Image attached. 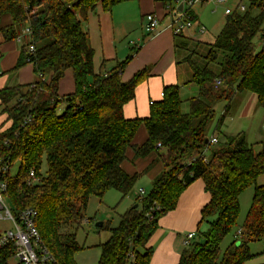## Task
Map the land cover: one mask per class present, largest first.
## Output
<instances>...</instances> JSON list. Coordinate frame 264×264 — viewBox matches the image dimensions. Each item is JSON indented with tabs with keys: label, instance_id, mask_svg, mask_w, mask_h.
<instances>
[{
	"label": "trees",
	"instance_id": "16d2710c",
	"mask_svg": "<svg viewBox=\"0 0 264 264\" xmlns=\"http://www.w3.org/2000/svg\"><path fill=\"white\" fill-rule=\"evenodd\" d=\"M126 1L0 0V22L4 15L12 18L11 25L0 27L5 40H16L25 27L31 28L14 70L33 63L35 76L30 84L0 88V115H5L0 129L7 126L0 130L4 196L15 216L27 208L38 211L36 227L51 255L45 264H79L75 255L83 247L77 233H63L61 227L84 220L91 196L103 198L115 189L125 198L141 175L158 166L150 192L137 196L120 224L99 227L111 236L99 245L98 264H150L154 249L149 241L160 218L177 207L181 194L197 179L203 180L210 201L201 210L195 238L177 264H247L256 256L249 244L264 241V142L255 152L240 132L224 136L222 145L212 149L206 128L216 117L214 104L227 101V111L236 92L255 93L264 107V0H243L244 12L226 15L209 44L207 65H199L194 52L181 59L192 70L188 83L199 90L198 96L187 99V111L180 85L173 84L164 87L161 100H150V113L143 118L124 114L138 85L149 77L144 68L130 81H122L138 47L112 67L105 59L97 66L84 27L98 7L109 13ZM176 3L170 0L168 14H174ZM192 8L186 12L194 21ZM177 36L176 47L186 48L189 40ZM212 62L219 71L209 66ZM68 69L73 71L75 90L60 95L59 83ZM223 121L221 115L212 134L218 137L216 145ZM142 125L147 139L138 145L134 140ZM130 150L134 159L155 156L144 173L124 169ZM44 158L47 171L42 174ZM252 186L254 196L239 228L242 233L222 250L224 239L238 226L240 195ZM15 252L13 243L0 247V264H12ZM257 255L264 256V248Z\"/></svg>",
	"mask_w": 264,
	"mask_h": 264
},
{
	"label": "crops",
	"instance_id": "0c3cea01",
	"mask_svg": "<svg viewBox=\"0 0 264 264\" xmlns=\"http://www.w3.org/2000/svg\"><path fill=\"white\" fill-rule=\"evenodd\" d=\"M169 4L170 0H128L117 5L112 12H105L110 16L114 41L117 44L114 46L113 52H106L103 45L101 50L102 55L95 58L96 65L99 66L105 59L108 60V65H110L108 67H112V64L109 63L116 62L120 55L127 52L128 48L122 45V43H124L126 37L131 33L135 36L132 42L135 44L130 49L132 50L133 47L137 46L138 51L124 69L122 81H130L138 71L144 68H147L149 71V77L136 88L135 98L124 107V114L127 118L147 117L150 113V100H161V93L165 86L179 85L180 83L182 76L180 71L181 60L178 59L177 38L172 27V17L175 15V12L174 14H168L170 11ZM149 13H154L160 18V27L153 35H147L143 28ZM192 13L195 17L193 24L190 27H186L181 34H177V37L182 36L189 41L207 43L208 45L213 43L215 39H205L204 34L207 32V29L202 25L199 15L193 8ZM94 14L100 21L102 15L99 9H96ZM11 24V16L4 15L1 19L0 27H8ZM89 24L90 17L88 21L84 22V27L88 32ZM99 27H101L100 22ZM138 27L140 30L137 31ZM18 43L15 39L10 41L5 40L0 31V88L7 85L8 80H10V74L13 73L18 74L21 72V77H19L20 84H30L34 81V76L33 80H30L31 76L29 73V67H34L33 63H28L21 69L14 70L22 48V45ZM118 46L123 47L119 50ZM74 90L73 71L68 69L60 80L59 94H70ZM4 119L5 115H0V123ZM146 139L147 131L145 126L142 125L134 142L140 145ZM133 154L134 152L130 150L129 161L124 164V169L131 174L134 172L144 173L155 159L153 155L146 158L134 159ZM152 170L150 171L152 173H145L150 177L151 182L152 177L158 173L160 167H154ZM209 201L210 194L206 191L202 179L195 180L185 189L180 196L177 207L160 218L159 227L149 241V246H152L154 249L150 264H177L179 262L182 251L186 247V236L189 232L197 231L202 217L201 210Z\"/></svg>",
	"mask_w": 264,
	"mask_h": 264
},
{
	"label": "rangeland",
	"instance_id": "374dc122",
	"mask_svg": "<svg viewBox=\"0 0 264 264\" xmlns=\"http://www.w3.org/2000/svg\"><path fill=\"white\" fill-rule=\"evenodd\" d=\"M235 0H229L228 5L233 6ZM102 17L100 21L98 17L92 13L90 16L89 29V41L92 48L95 50V58L101 56L102 46L104 45L106 52L114 51V46L117 44L114 41V33L112 29V24L110 22L109 14L103 12L100 7H98ZM193 9L199 15V19L204 27H206L207 32L204 34L205 39L213 40L219 34L225 23V7L221 4H216L215 2H207L205 4L194 5ZM99 22L101 27H99ZM87 27V24L85 23ZM140 28H137V31ZM20 35V34H19ZM18 35V36H19ZM135 36L130 33L124 40L122 45H125L128 49L123 55H120L118 60L125 58V55L132 54L130 47L134 46L132 43ZM119 40V38H117ZM17 40V39H16ZM29 41V36H25L23 42H19L22 46L26 45ZM178 41H184V38H178ZM257 42L259 40L257 39ZM18 43V44H19ZM137 45V44H136ZM123 46H118L120 50ZM112 51V52H113ZM209 51V45L207 43H197L192 41H187L186 48H178V59L181 60L190 52H194L193 58L201 66L207 65V60L205 55ZM97 63V62H96ZM111 66L115 65V62H111ZM32 65V64H31ZM110 66V65H108ZM209 66L219 71V66L217 63H210ZM33 69L34 67H29L30 80H33ZM181 79L179 85L182 88V98L185 100L183 104L184 111L188 110L187 99L198 96L199 90L195 83H188L192 77V70L186 63H180ZM21 77V72L18 74H10V80L6 86L19 83ZM35 78V76H34ZM187 81V82H186ZM228 104L227 101H219L214 104V110L216 117L209 123L206 128L207 137H211L213 132L216 130L217 120L221 115H224L223 124L219 127L220 142L219 144L212 145V149L220 147L224 141V136L236 135L240 132L245 134L246 143L253 147L255 152H259L262 148V142H264V107L258 103L257 96L255 93L250 91H239L236 92L232 100L230 101V107L225 111V107ZM63 110L64 107L61 106ZM60 109V111H61ZM5 126L2 129H5ZM209 153V152H208ZM19 163H17L11 170L12 174L17 173ZM47 171V163L45 158L43 159L41 173L45 174ZM260 183L263 182V178L260 179ZM144 188L145 193L148 194L152 188V182L150 177L145 174L141 175L135 185L134 190L125 198L122 194L111 189L107 191L103 198H98L96 196H91L87 208L83 211L84 220L73 221L65 224L61 227V232L63 233H77V240L79 244L83 247V250L76 253L75 258L79 264H98L100 256V244L106 242L110 236V231L106 229H99L96 223L102 222L105 225L110 224L112 227H117L120 224L122 215L130 208L136 201L138 196V191ZM254 196V187H249L240 195V215L238 218V226L224 239L221 244V249L225 248L234 240L235 232L243 224L247 213L251 207L252 199ZM7 205L11 207L7 200ZM5 213V211H1ZM13 228V223L7 219H0V232L5 229ZM36 245V244H35ZM251 252L256 254L254 258L249 260L247 264H264V256L257 255L264 248V241L251 242L249 244ZM12 264H16V259H11Z\"/></svg>",
	"mask_w": 264,
	"mask_h": 264
},
{
	"label": "built area",
	"instance_id": "2783aa9c",
	"mask_svg": "<svg viewBox=\"0 0 264 264\" xmlns=\"http://www.w3.org/2000/svg\"><path fill=\"white\" fill-rule=\"evenodd\" d=\"M211 1L216 4L224 5L226 15H230L236 10L244 12L247 8V4L243 0H235L233 6L228 5L229 0H176L177 7L181 2L184 3V7L182 11H178L176 7V14L172 17L174 33L181 34L186 27H190L193 24V21L186 12L187 9L194 5L205 4ZM159 27L160 18L154 13H149L143 27L146 34L156 32ZM25 36H31V28L29 26L23 29L22 33L17 37V40L23 42ZM34 49V45L30 44V50L34 51ZM210 142L211 144H216L218 142L217 135H212ZM3 170H6V168H3ZM31 174L34 176V171H31ZM6 188V183L0 180V219L10 220L13 223V228H8L0 232V247H4L10 243L15 245L16 252L14 257L16 259V264H45L47 260L51 258V255L46 248L42 246L41 236L36 227L35 221L38 211L34 208H27L20 211L18 216H15L11 207L7 205V198L4 196ZM144 193V188L138 191L139 196ZM1 211H5V213H1ZM241 233V229H238L235 233V237L238 238ZM195 236V231L189 232L185 239V245L189 244Z\"/></svg>",
	"mask_w": 264,
	"mask_h": 264
},
{
	"label": "water",
	"instance_id": "95a60500",
	"mask_svg": "<svg viewBox=\"0 0 264 264\" xmlns=\"http://www.w3.org/2000/svg\"><path fill=\"white\" fill-rule=\"evenodd\" d=\"M183 7H184V3L181 2V3L178 5L177 10H178V11H182V10H183ZM175 14H176V12H175ZM135 207H137V205H135ZM103 224H104V223H102V222H98V223H96V226H97V227H101V226H103Z\"/></svg>",
	"mask_w": 264,
	"mask_h": 264
}]
</instances>
